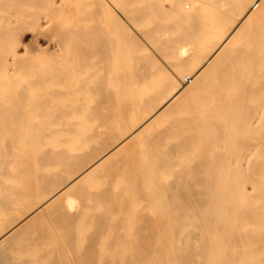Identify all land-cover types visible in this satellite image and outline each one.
I'll list each match as a JSON object with an SVG mask.
<instances>
[{
	"label": "bare ground",
	"instance_id": "6f19581e",
	"mask_svg": "<svg viewBox=\"0 0 264 264\" xmlns=\"http://www.w3.org/2000/svg\"><path fill=\"white\" fill-rule=\"evenodd\" d=\"M0 264H264V0H0Z\"/></svg>",
	"mask_w": 264,
	"mask_h": 264
},
{
	"label": "rangeland",
	"instance_id": "374dc122",
	"mask_svg": "<svg viewBox=\"0 0 264 264\" xmlns=\"http://www.w3.org/2000/svg\"><path fill=\"white\" fill-rule=\"evenodd\" d=\"M187 7H188V5H187ZM34 40H36V39H35V37H34V32H33V30H32V29L27 30V31L25 32L24 36H23V43L31 48L32 46H35V45H36V43H34V42H36V41H34ZM39 44H40L41 47L44 48V50L47 51V52L52 53V52L55 50V47H54L53 44H48V43H46V42H45V43L40 42ZM52 45H53V46H52Z\"/></svg>",
	"mask_w": 264,
	"mask_h": 264
}]
</instances>
